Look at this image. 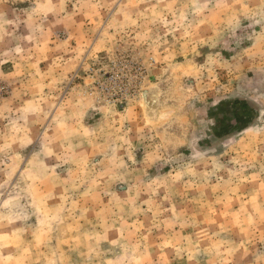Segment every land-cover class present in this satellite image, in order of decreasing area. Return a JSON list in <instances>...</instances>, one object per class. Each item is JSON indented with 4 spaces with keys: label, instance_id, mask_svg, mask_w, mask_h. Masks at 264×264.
Listing matches in <instances>:
<instances>
[{
    "label": "rangeland",
    "instance_id": "rangeland-1",
    "mask_svg": "<svg viewBox=\"0 0 264 264\" xmlns=\"http://www.w3.org/2000/svg\"><path fill=\"white\" fill-rule=\"evenodd\" d=\"M0 264H264V0H0Z\"/></svg>",
    "mask_w": 264,
    "mask_h": 264
},
{
    "label": "trees",
    "instance_id": "trees-1",
    "mask_svg": "<svg viewBox=\"0 0 264 264\" xmlns=\"http://www.w3.org/2000/svg\"><path fill=\"white\" fill-rule=\"evenodd\" d=\"M232 116H234V117H235V116H236V114H235V113H232Z\"/></svg>",
    "mask_w": 264,
    "mask_h": 264
}]
</instances>
